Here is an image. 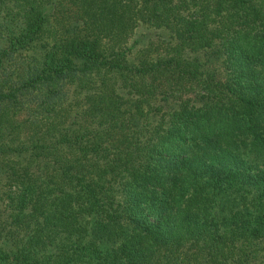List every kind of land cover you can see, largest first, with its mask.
Returning <instances> with one entry per match:
<instances>
[{"label": "trees", "instance_id": "trees-1", "mask_svg": "<svg viewBox=\"0 0 264 264\" xmlns=\"http://www.w3.org/2000/svg\"><path fill=\"white\" fill-rule=\"evenodd\" d=\"M0 264H264V0H0Z\"/></svg>", "mask_w": 264, "mask_h": 264}]
</instances>
